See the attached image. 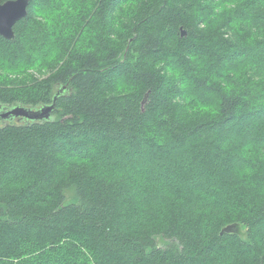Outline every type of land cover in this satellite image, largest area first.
<instances>
[{
    "label": "trees",
    "instance_id": "16d2710c",
    "mask_svg": "<svg viewBox=\"0 0 264 264\" xmlns=\"http://www.w3.org/2000/svg\"><path fill=\"white\" fill-rule=\"evenodd\" d=\"M14 31L0 108L59 96L0 125V264H264V0H29Z\"/></svg>",
    "mask_w": 264,
    "mask_h": 264
},
{
    "label": "water",
    "instance_id": "95a60500",
    "mask_svg": "<svg viewBox=\"0 0 264 264\" xmlns=\"http://www.w3.org/2000/svg\"><path fill=\"white\" fill-rule=\"evenodd\" d=\"M29 0H7L0 4V35L6 39L15 36V24L27 16ZM185 34V32H183ZM59 92L54 96V101L42 107H28L17 105L9 109L0 108V123L15 118H25L28 121H44L53 117ZM234 225L227 226L224 231H233Z\"/></svg>",
    "mask_w": 264,
    "mask_h": 264
},
{
    "label": "rangeland",
    "instance_id": "374dc122",
    "mask_svg": "<svg viewBox=\"0 0 264 264\" xmlns=\"http://www.w3.org/2000/svg\"><path fill=\"white\" fill-rule=\"evenodd\" d=\"M200 96H203V92H202V95H200ZM18 121V120H17ZM21 122H25V120H22ZM4 123H6V122H1L0 123V125L1 124H4ZM150 158V157H149ZM126 161H129V162H133L134 164H136V168L139 170V171H142L143 172V174L145 173V174H149L150 176H151V178L152 179H160V182H158L157 184H158V189H159V192L160 193H164V191L165 190H167V188H172V186H173V184H174V182L176 181V178H175V176H174V174L173 173H170V172H167V173H164V174H158V175H154L152 172H149V171H147L146 170V165H145V163H147L148 161L149 162H151L152 161V159H150V160H147V157H146V162H143V163H140V162H138L137 160H134L133 161V159L132 158H130V159H127ZM120 163H122V162H119V164ZM124 163H126L125 161H124ZM124 163H122V164H124ZM118 165V164H117ZM121 165V164H120ZM123 166V165H122ZM126 167H128V166H130V165H128L127 163H126V165H125ZM197 182H198V184H201V185H203L206 189L208 188V186H209V183L206 181V180H201V181H199V180H197ZM187 186V185H186ZM68 195L71 197V195H72V192H69L68 193ZM159 240V243H160V245H164L165 244V240L163 239V238H159L158 239Z\"/></svg>",
    "mask_w": 264,
    "mask_h": 264
},
{
    "label": "flooded vegetation",
    "instance_id": "af4514ba",
    "mask_svg": "<svg viewBox=\"0 0 264 264\" xmlns=\"http://www.w3.org/2000/svg\"><path fill=\"white\" fill-rule=\"evenodd\" d=\"M15 119H17L18 121L25 120V118H18V117Z\"/></svg>",
    "mask_w": 264,
    "mask_h": 264
}]
</instances>
